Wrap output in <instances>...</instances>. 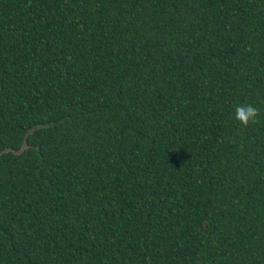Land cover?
<instances>
[{"label":"trees","instance_id":"obj_1","mask_svg":"<svg viewBox=\"0 0 264 264\" xmlns=\"http://www.w3.org/2000/svg\"><path fill=\"white\" fill-rule=\"evenodd\" d=\"M0 264H264V0H0Z\"/></svg>","mask_w":264,"mask_h":264},{"label":"clouds","instance_id":"obj_2","mask_svg":"<svg viewBox=\"0 0 264 264\" xmlns=\"http://www.w3.org/2000/svg\"><path fill=\"white\" fill-rule=\"evenodd\" d=\"M259 116V108L253 106L252 104L235 106L234 119L237 120L244 128H247L250 124L257 123Z\"/></svg>","mask_w":264,"mask_h":264}]
</instances>
